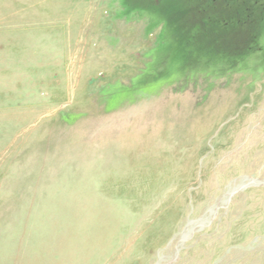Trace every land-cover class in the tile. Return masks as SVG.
<instances>
[{"label": "rangeland", "instance_id": "374dc122", "mask_svg": "<svg viewBox=\"0 0 264 264\" xmlns=\"http://www.w3.org/2000/svg\"><path fill=\"white\" fill-rule=\"evenodd\" d=\"M0 264H264V0H0Z\"/></svg>", "mask_w": 264, "mask_h": 264}, {"label": "trees", "instance_id": "16d2710c", "mask_svg": "<svg viewBox=\"0 0 264 264\" xmlns=\"http://www.w3.org/2000/svg\"><path fill=\"white\" fill-rule=\"evenodd\" d=\"M243 1H244V0H243ZM229 2H231V1H229ZM241 4H243V5H244V2H241ZM245 7H246V6H244L243 8H245ZM243 8H242V9H243Z\"/></svg>", "mask_w": 264, "mask_h": 264}]
</instances>
